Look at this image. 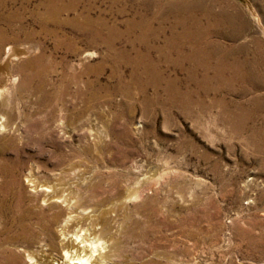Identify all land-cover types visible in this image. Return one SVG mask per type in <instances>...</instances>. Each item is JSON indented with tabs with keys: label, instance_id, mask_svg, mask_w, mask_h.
Segmentation results:
<instances>
[{
	"label": "rangeland",
	"instance_id": "obj_1",
	"mask_svg": "<svg viewBox=\"0 0 264 264\" xmlns=\"http://www.w3.org/2000/svg\"><path fill=\"white\" fill-rule=\"evenodd\" d=\"M0 160V264L61 254L33 174L120 200L115 264H264V0H0Z\"/></svg>",
	"mask_w": 264,
	"mask_h": 264
},
{
	"label": "bare ground",
	"instance_id": "obj_2",
	"mask_svg": "<svg viewBox=\"0 0 264 264\" xmlns=\"http://www.w3.org/2000/svg\"><path fill=\"white\" fill-rule=\"evenodd\" d=\"M143 23H145V22H143ZM148 172H150V171H148ZM148 174H150V173H148ZM33 175H29V179H28L32 183L31 185H32L33 189L39 190L41 192V194L43 195V200L48 202V204L51 207L56 208L55 213L52 214L48 220H44V221H46V222L50 221L53 225L59 226V234L57 236L56 243L58 244V247L61 249V254L60 255L58 254L59 256L55 255L53 257V256H50V253L45 251V249H44V251H41V253L39 255H35L33 251L26 249V251H28L27 252L28 253L27 258H29L30 260H33V264H49L50 261H54L55 262L54 264H115V262L113 261V258H116L117 253H119L118 252V249H119L118 244L119 243L117 244V238L115 236V233L117 230L115 231L114 225L112 223L113 220H110V218L108 217V213L110 212V209L113 212L115 211L116 214L119 211L121 212L120 214L123 213L120 200H118L117 202H114L115 205H109L112 203L107 202V203H109L108 206H107V204H102V206L101 205L99 206L98 204H95V203H88L87 200H89V199H87L86 197H88V196L93 197L94 193H97V192H95V188L93 187V186H95V184L91 186L90 185L91 182H90L88 185L83 187L82 183L77 182V183L72 184L71 182L65 181L64 179H58L57 183H55V184L53 183L52 185L48 186V185L39 184L37 181H35L32 178ZM3 176L4 175H2V177ZM149 177H153V176H149ZM79 178H81V176ZM40 186H41V188L38 189V187H40ZM102 192H103V190H102ZM38 198L40 199V197H38ZM93 198H95V197H93ZM122 202H124V201H122ZM102 203H103V200H102ZM61 206H63V208ZM34 209H36V208H34ZM41 213H43V212H41ZM52 213H53V210H52ZM110 214H111V212H110ZM26 217H24V218H26ZM31 220H33V219H31ZM123 220H124V218H123ZM38 222H39V219H38ZM38 224L40 225V223H38ZM40 226L44 227L46 229L45 224H44V226L43 225H40ZM41 227H39V228H41ZM18 231H19L18 236L15 234L17 236V239L20 240V242H27L31 232L28 229H26V227H24L22 225L19 227ZM48 231L49 230H45L44 233L47 234ZM39 234H41V233H39ZM47 235H48L47 236L48 239L52 238V236H53L52 231H50ZM37 240L35 243L39 244V247L46 246L47 249H51L53 246L56 245V244L54 245L52 240H49V242H46L45 239L44 240L39 239L38 241ZM53 240H55V239H53ZM28 242H30V241H28ZM16 245L18 247H21V248L29 247L27 244H24V243H17ZM32 246H35V244H33ZM55 247H57V246H55ZM9 256H11V255H9ZM15 257H17L18 260L20 259L19 258L20 255H19V257L18 256H15ZM15 257H11V259H10L11 264H20L21 262L19 263ZM4 262H6V261H4Z\"/></svg>",
	"mask_w": 264,
	"mask_h": 264
}]
</instances>
